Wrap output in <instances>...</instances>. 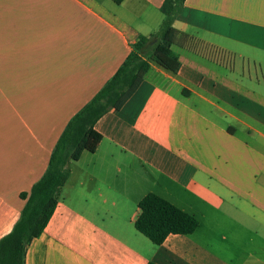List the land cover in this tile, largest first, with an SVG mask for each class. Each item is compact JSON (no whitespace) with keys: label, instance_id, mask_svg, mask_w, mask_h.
I'll return each mask as SVG.
<instances>
[{"label":"crops","instance_id":"1","mask_svg":"<svg viewBox=\"0 0 264 264\" xmlns=\"http://www.w3.org/2000/svg\"><path fill=\"white\" fill-rule=\"evenodd\" d=\"M163 0H0V238L68 120L113 75ZM171 58L94 124L24 264H264V0H184ZM155 193L193 215L160 245L136 230Z\"/></svg>","mask_w":264,"mask_h":264},{"label":"trees","instance_id":"2","mask_svg":"<svg viewBox=\"0 0 264 264\" xmlns=\"http://www.w3.org/2000/svg\"><path fill=\"white\" fill-rule=\"evenodd\" d=\"M120 3L123 0H112ZM160 10L164 18L152 36L139 35L113 75L67 122L49 156L42 176L30 190L19 195L24 199L20 215L11 230L0 238V264H24L26 249L38 237L56 206L68 176V162L82 152H93L101 134L94 124L110 109H119L135 92L149 68L151 51L176 58L172 51L175 37L181 34L174 20L186 10L184 0H163ZM155 39V41H153ZM140 213L134 226L152 243L160 245L169 233L190 234L198 220L163 197L149 192L139 201ZM146 264H157L149 261Z\"/></svg>","mask_w":264,"mask_h":264},{"label":"rangeland","instance_id":"3","mask_svg":"<svg viewBox=\"0 0 264 264\" xmlns=\"http://www.w3.org/2000/svg\"><path fill=\"white\" fill-rule=\"evenodd\" d=\"M261 54H262V55L264 54L263 51H261Z\"/></svg>","mask_w":264,"mask_h":264},{"label":"water","instance_id":"4","mask_svg":"<svg viewBox=\"0 0 264 264\" xmlns=\"http://www.w3.org/2000/svg\"><path fill=\"white\" fill-rule=\"evenodd\" d=\"M153 41H155V39Z\"/></svg>","mask_w":264,"mask_h":264}]
</instances>
